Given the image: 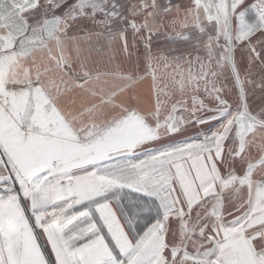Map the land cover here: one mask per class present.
Listing matches in <instances>:
<instances>
[{"label":"snow or ice","instance_id":"1","mask_svg":"<svg viewBox=\"0 0 264 264\" xmlns=\"http://www.w3.org/2000/svg\"><path fill=\"white\" fill-rule=\"evenodd\" d=\"M0 264H264V0H0Z\"/></svg>","mask_w":264,"mask_h":264}]
</instances>
